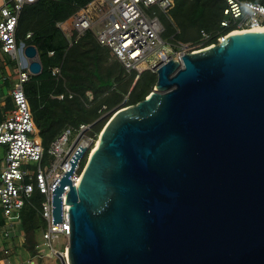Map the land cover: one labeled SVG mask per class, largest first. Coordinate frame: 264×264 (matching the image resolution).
Instances as JSON below:
<instances>
[{"label": "water", "instance_id": "water-1", "mask_svg": "<svg viewBox=\"0 0 264 264\" xmlns=\"http://www.w3.org/2000/svg\"><path fill=\"white\" fill-rule=\"evenodd\" d=\"M71 173L53 197L68 264H264V32L161 65L144 100L112 112L76 187Z\"/></svg>", "mask_w": 264, "mask_h": 264}, {"label": "built area", "instance_id": "built-area-1", "mask_svg": "<svg viewBox=\"0 0 264 264\" xmlns=\"http://www.w3.org/2000/svg\"><path fill=\"white\" fill-rule=\"evenodd\" d=\"M39 0H5L0 8V55L15 62L12 88L9 92L10 107L6 106L0 87V217L4 220L0 227V264H12V248L2 245L4 238L16 239L20 246L25 242L21 230V212L26 203L36 208L45 230L40 236L41 246L62 263L68 264L66 251L69 242L68 206L65 205V193L61 196L60 222L54 221V191L60 185L65 174L72 170L69 177L73 186L81 177L82 162L88 159L98 142L99 135L91 132L92 124L66 126L52 140L44 160V148L39 130L36 127L24 86L33 76L25 55L23 42L17 46L15 35L18 20L24 6L33 5ZM225 18L221 27L237 24L238 30L264 27V8L239 0H223ZM173 9L171 0H91L81 7L68 20L56 24L71 47L86 32L94 35L97 42L110 50L113 57L121 64L125 73L135 72V79L140 76L138 69L150 54L156 62L148 69L156 75L157 69L170 60L182 65V57L188 53L199 52L213 46H206L211 34L203 30L197 40L189 43L163 39L165 27L161 17L170 18ZM67 29L66 27H68ZM99 28V29H98ZM27 33L25 39H30ZM220 40V39H219ZM51 55V53H50ZM60 75V69L53 70ZM5 81V78L2 79ZM90 95V93H89ZM70 98L72 94L69 93ZM51 98H56L51 96ZM58 96L57 99H61ZM125 100L119 107H124ZM118 107V108H119ZM85 152L76 161L77 155ZM76 162L73 167L72 164ZM35 164L33 169H30ZM68 191V187L65 192ZM40 197L38 207L32 203L34 194ZM60 239L65 240L63 247H55ZM40 244L38 245V249ZM39 252L34 258H40ZM21 256L13 264H31Z\"/></svg>", "mask_w": 264, "mask_h": 264}, {"label": "trees", "instance_id": "trees-1", "mask_svg": "<svg viewBox=\"0 0 264 264\" xmlns=\"http://www.w3.org/2000/svg\"><path fill=\"white\" fill-rule=\"evenodd\" d=\"M90 1L39 0L33 5L24 6L18 20L15 35L17 46L22 42L26 46H34L42 67L40 74L31 76L24 91L42 140L44 160L47 158L46 152L50 143L66 126L92 124L91 132L99 135L111 118L110 115L103 118L105 114L113 112L124 100V107L136 105L155 87V74L145 70L134 81L136 73L127 75L110 50L101 46L90 32H86L68 47L56 24L68 20ZM171 1L173 9L170 18L161 17L165 27L163 39L172 38L173 41L182 43L194 42L203 30L211 34L206 44L211 46L218 44L221 37L238 30L235 23L227 27L220 25L227 18L223 15V0ZM239 1L264 8V0ZM27 33H31L30 39H25ZM7 60L4 64L0 62L3 72L6 65L14 68L15 62ZM56 68L60 69L59 76L53 74ZM69 93L72 94L71 98ZM58 96L62 98L57 99ZM5 102L10 107L9 97L5 98ZM86 161L83 160L82 168ZM31 201L36 207L41 202L36 193ZM3 224L4 220L0 217V227ZM21 230L25 235V242L21 246L16 239L6 238L2 245L9 248L16 242L22 253L21 258L26 261L39 254L37 247L45 230L37 209L28 203L21 212ZM25 254L27 258H24ZM15 257L12 253V264Z\"/></svg>", "mask_w": 264, "mask_h": 264}, {"label": "rangeland", "instance_id": "rangeland-1", "mask_svg": "<svg viewBox=\"0 0 264 264\" xmlns=\"http://www.w3.org/2000/svg\"><path fill=\"white\" fill-rule=\"evenodd\" d=\"M4 1L5 0H0V8L3 6V4H4ZM67 29H69V25H68V27H66ZM99 29V28H98ZM114 60V58L112 57L111 58V61H113ZM154 62H156V59H155V56H154V54H150L149 56H148V58L146 59V61L143 63V64H141L140 66H139V70H140V73L141 72H143V71H145V70H147V71H149L148 69L151 67V65L154 63ZM9 68L10 69H12L10 66H9ZM13 73H14V71H12ZM127 74V73H126ZM128 75V74H127ZM12 82H13V79H10L9 81H8V83L9 84H12ZM153 90H154V88H153ZM112 116V111L111 112H109L108 114H105L104 116H103V118L104 117H107V116ZM109 116V117H110ZM110 120V119H109ZM108 123V122H107ZM106 123V124H107ZM106 126V125H105ZM104 126V127H105ZM102 132V131H101ZM101 134V133H100ZM100 134H99V136H100ZM2 158V154L0 153V159ZM35 164H32V166L30 167V169H33L35 166H34ZM41 243L42 242H40V247H39V249H38V251L41 253V257L40 258H34V259H31L32 261V263L31 264H65V263H62L61 261H59V260H57V259H55L50 253H49V251H48V249L46 248V247H44V246H41ZM65 240L64 239H60L58 242H56L55 243V247H59V244H60V246L61 247H63L64 245H65ZM11 248H12V253H13V256H14V254H15V256L17 257V256H21L22 255V253H21V251H20V247L19 246H16V242L15 243H13V245H11L10 246ZM16 248H18V249H16ZM19 254V255H18ZM12 257V256H11ZM15 257V258H16ZM24 258H27V255L25 254L24 255ZM2 260V257L0 258V261ZM25 264V263H24Z\"/></svg>", "mask_w": 264, "mask_h": 264}, {"label": "crops", "instance_id": "crops-1", "mask_svg": "<svg viewBox=\"0 0 264 264\" xmlns=\"http://www.w3.org/2000/svg\"><path fill=\"white\" fill-rule=\"evenodd\" d=\"M7 59H9V61L12 62V60L9 57H6L5 55H0V62L2 64L6 63V61H8ZM12 71H14V68L10 69L8 65L5 66L4 72L0 69V87H1V95H2V97H4L3 98L4 101H5L6 97L10 98V96H8V95H9V92L12 88V84H9L8 81L10 79H13V77H14V73ZM3 78H5V81L2 80ZM2 93H4V95ZM0 258H1V254H0Z\"/></svg>", "mask_w": 264, "mask_h": 264}, {"label": "bare ground", "instance_id": "bare-ground-1", "mask_svg": "<svg viewBox=\"0 0 264 264\" xmlns=\"http://www.w3.org/2000/svg\"><path fill=\"white\" fill-rule=\"evenodd\" d=\"M242 32H264V27H253V28L245 29V30H236V31H233L231 33L235 34V33H242ZM66 256H67V254H66Z\"/></svg>", "mask_w": 264, "mask_h": 264}]
</instances>
